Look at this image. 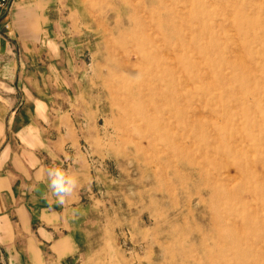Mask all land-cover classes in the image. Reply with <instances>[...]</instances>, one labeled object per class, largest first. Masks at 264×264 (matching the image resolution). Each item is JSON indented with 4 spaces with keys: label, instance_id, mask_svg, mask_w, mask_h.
Listing matches in <instances>:
<instances>
[{
    "label": "rangeland",
    "instance_id": "obj_1",
    "mask_svg": "<svg viewBox=\"0 0 264 264\" xmlns=\"http://www.w3.org/2000/svg\"><path fill=\"white\" fill-rule=\"evenodd\" d=\"M15 3L78 109L95 264H264V0Z\"/></svg>",
    "mask_w": 264,
    "mask_h": 264
},
{
    "label": "crops",
    "instance_id": "obj_2",
    "mask_svg": "<svg viewBox=\"0 0 264 264\" xmlns=\"http://www.w3.org/2000/svg\"><path fill=\"white\" fill-rule=\"evenodd\" d=\"M10 16L0 14V246L8 264H95L80 228L87 168L67 74L59 62L23 58L2 35ZM52 167L78 180L63 203L48 186Z\"/></svg>",
    "mask_w": 264,
    "mask_h": 264
},
{
    "label": "clouds",
    "instance_id": "obj_3",
    "mask_svg": "<svg viewBox=\"0 0 264 264\" xmlns=\"http://www.w3.org/2000/svg\"><path fill=\"white\" fill-rule=\"evenodd\" d=\"M47 180L48 186L58 203H63L66 198L71 197L78 185L75 175L59 167H52L47 170Z\"/></svg>",
    "mask_w": 264,
    "mask_h": 264
},
{
    "label": "built area",
    "instance_id": "obj_4",
    "mask_svg": "<svg viewBox=\"0 0 264 264\" xmlns=\"http://www.w3.org/2000/svg\"><path fill=\"white\" fill-rule=\"evenodd\" d=\"M15 1L17 0H0V14L2 16L4 15V17L7 16L10 13L12 5L15 3ZM4 28L5 30H9L10 25L6 23L4 25ZM0 264H8L4 250L2 249L1 246H0Z\"/></svg>",
    "mask_w": 264,
    "mask_h": 264
}]
</instances>
